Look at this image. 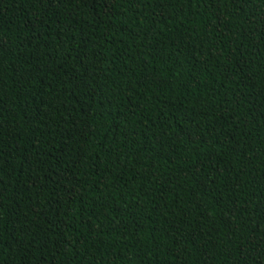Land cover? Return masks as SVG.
Returning a JSON list of instances; mask_svg holds the SVG:
<instances>
[{"label":"trees","instance_id":"obj_1","mask_svg":"<svg viewBox=\"0 0 264 264\" xmlns=\"http://www.w3.org/2000/svg\"><path fill=\"white\" fill-rule=\"evenodd\" d=\"M0 264H264V0H0Z\"/></svg>","mask_w":264,"mask_h":264}]
</instances>
